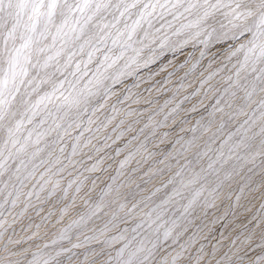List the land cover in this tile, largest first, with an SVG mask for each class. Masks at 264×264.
<instances>
[{
    "label": "snow or ice",
    "instance_id": "6c2138e0",
    "mask_svg": "<svg viewBox=\"0 0 264 264\" xmlns=\"http://www.w3.org/2000/svg\"><path fill=\"white\" fill-rule=\"evenodd\" d=\"M0 264H264V0H0Z\"/></svg>",
    "mask_w": 264,
    "mask_h": 264
}]
</instances>
